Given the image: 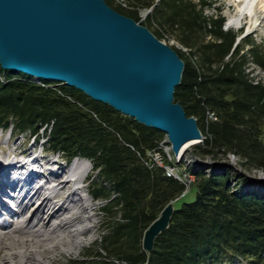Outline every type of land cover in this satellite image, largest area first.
<instances>
[{"label": "trees", "instance_id": "16d2710c", "mask_svg": "<svg viewBox=\"0 0 264 264\" xmlns=\"http://www.w3.org/2000/svg\"><path fill=\"white\" fill-rule=\"evenodd\" d=\"M105 1L158 39L167 33L187 48H174L184 66L173 98L196 119L202 133L193 153L216 165L210 174L190 170L196 197L174 205L168 227L155 237L151 252L142 248L144 230L186 189L162 167L149 168L143 162L147 151L165 138L164 132L74 86L47 79L42 85L1 65L5 81L0 78V126L38 136L44 125L52 124L50 132L45 131L48 150L61 152L68 161L77 156L93 160L109 187L94 182L92 195L116 194L104 209L112 216L120 212L101 245L124 264H223L234 259L264 264V184L261 192L233 191L228 186L231 169L226 167L228 156L234 155L244 169L264 171V74L255 78L247 70L251 60L264 73L261 46L250 35L233 46L238 32L224 30L222 16L203 11L213 0ZM143 7L149 9L144 21L139 16ZM247 42L252 46L245 52Z\"/></svg>", "mask_w": 264, "mask_h": 264}, {"label": "water", "instance_id": "95a60500", "mask_svg": "<svg viewBox=\"0 0 264 264\" xmlns=\"http://www.w3.org/2000/svg\"><path fill=\"white\" fill-rule=\"evenodd\" d=\"M247 33L237 35L233 46ZM0 65L63 81L159 129L174 154L202 137L196 119L173 98L183 60L105 0H0ZM173 211L169 201L144 230L146 253Z\"/></svg>", "mask_w": 264, "mask_h": 264}, {"label": "rangeland", "instance_id": "374dc122", "mask_svg": "<svg viewBox=\"0 0 264 264\" xmlns=\"http://www.w3.org/2000/svg\"><path fill=\"white\" fill-rule=\"evenodd\" d=\"M115 3L121 2V0H113ZM193 3H198V0H191ZM244 2L243 0H213V3L208 4L203 7V11L207 15H213V16H222L223 23L222 28L224 30L231 29L233 31H237V35L241 34L245 28L248 30V26L250 23H243L241 26H235L233 24H230L231 17L235 16L237 14V10L239 7L243 6ZM126 6V3L123 4ZM198 6V4H197ZM239 6V7H238ZM147 14V12L141 11L139 12V16L141 17V20L144 21V17ZM129 17V16H128ZM131 18V17H130ZM137 22V21H136ZM140 24L139 22H137ZM142 25V24H141ZM144 26V25H143ZM146 27V26H145ZM147 28V27H146ZM152 29H155L156 27L151 25ZM148 29V28H147ZM149 30V29H148ZM150 31V30H149ZM249 31V30H248ZM151 32V31H150ZM152 33V32H151ZM153 34V33H152ZM236 35V36H237ZM250 35L253 42L256 44H259L264 51V22L263 26H261L260 29H254L250 31L248 34ZM242 39V38H241ZM240 39V40H241ZM160 41L166 43L168 46H170L173 50L174 48L180 49L181 51L187 52V48L180 43L178 40H176L173 36L169 34H163V37L159 39ZM239 40V41H240ZM238 41V42H239ZM251 44L248 42L245 43L242 47L243 51H248L249 48H251ZM247 70L252 72L253 76L255 78H260L263 76V70L257 65L256 63L252 62L251 60L247 63ZM15 75H22L19 74L18 71H15ZM2 76L4 74L2 73ZM61 85L64 82L63 81H54L53 84ZM66 84V83H65ZM124 114V113H122ZM126 115V114H124ZM128 116V115H126ZM130 117V116H128ZM46 127V125H44ZM51 124L48 125V127ZM46 131V130H45ZM202 135V133H201ZM34 135L29 133V131L19 132L12 129V127L3 128L0 126V155L3 160L5 161H16L18 164L26 163L27 161H35L36 162V169L40 173H43L45 177H63V174L68 170V168L71 167V164L74 163L75 160L68 161L63 154L58 153L53 150H47V141H44L43 138L40 136L37 138L36 142L34 143ZM202 140V137L199 139L197 143L190 144L186 147L185 155L187 153L194 154L193 153V146L195 144L200 143ZM167 141V138L164 139V142ZM163 142V143H164ZM161 144V146L165 144ZM37 144L36 148L35 145ZM166 146V145H165ZM164 146V150L168 153L171 152L170 147ZM35 148L36 151H33ZM170 157H172V153L169 154ZM196 155V154H194ZM192 155V156H194ZM32 156L31 158H25L24 157ZM35 156V158L33 157ZM23 157V158H22ZM177 156H175L176 158ZM186 156H182L180 159L184 160ZM81 161H90V170L87 173L85 177L84 183L81 184L82 190L85 191L84 194L87 195L89 199V206H90V214L92 215V222L90 223V228H87L86 230H83L77 234V236H74L73 233H71L66 228H59L57 231H52L49 234V237L43 238V242L41 247H39V252L41 257V262L33 261L32 256L34 255L32 252L30 253H23L24 255H28L31 257V259L25 263V264H112V263H126V261L121 260L119 257L109 255L107 254V250H105L101 243L102 239L105 235L109 233V230L111 229L110 224L112 221L119 220L120 219V212H118L117 216H112L111 214L107 213L104 209V206L110 203L112 198L116 195L113 194V196L110 198H107L106 196H98L95 197L92 195L90 188L96 183L104 182L106 187H109V184L107 181L103 180L99 176V169L94 168L93 160L86 158V157H78ZM178 159V157L176 158ZM199 159H197L198 161ZM210 161L209 158H205L202 161ZM177 161V160H176ZM80 162V161H79ZM178 162V161H177ZM180 162V161H179ZM227 166L231 169V184L234 186L236 183V179L239 176L247 177L248 179L257 180L260 178L264 179V171L263 170H254L249 171L242 167V165L239 164V161L236 156L229 155L227 159ZM184 167V166H182ZM174 168L173 166L171 167ZM175 169V168H174ZM185 169V168H183ZM210 169H207L206 171H209ZM52 173V174H51ZM192 179V176H191ZM95 183V184H96ZM188 184V182H186ZM264 184V181L262 182ZM31 186H37V190H35L34 194L31 195V197L25 198L23 210H27V207L25 204L30 203L33 201L35 197L38 198V195L40 194L39 191L41 190V187L32 181L30 183ZM235 189V188H234ZM59 192V191H58ZM54 195L53 202L56 204L64 205L67 203V197H68V189L64 188L60 190V192ZM196 187L195 185H189L186 190L183 192L182 195H180L177 199L174 200L173 204L176 207H180L184 202H190L193 201L196 197ZM78 197V196H77ZM30 198V199H29ZM34 204V203H33ZM29 208V207H28ZM62 209V208H60ZM117 209V208H115ZM83 213V214H82ZM80 215H75L77 219L75 220V223H79L80 221L86 218L85 212L79 213ZM39 217H42L44 213H39ZM83 216V217H82ZM73 217V216H71ZM84 222V221H83ZM82 223V222H81ZM80 223V224H81ZM79 224V225H80ZM21 235L20 237H25L27 233L26 229H20L19 231H14V234ZM8 235V234H6ZM19 237V236H16ZM31 238V237H28ZM55 239V240H54ZM35 240H42V238H37ZM4 240L0 241V264H12L10 261L6 260L4 255L7 249L4 248ZM59 242V244H57ZM54 243V244H53ZM52 244V245H51ZM24 246L20 245L19 247ZM43 251V252H42ZM96 251L100 252L101 254L96 253ZM35 262V263H34ZM17 259L13 262V264H17ZM19 264V263H18ZM223 264H246L245 261H239L236 259L234 263L231 262H224Z\"/></svg>", "mask_w": 264, "mask_h": 264}, {"label": "bare ground", "instance_id": "6f19581e", "mask_svg": "<svg viewBox=\"0 0 264 264\" xmlns=\"http://www.w3.org/2000/svg\"><path fill=\"white\" fill-rule=\"evenodd\" d=\"M243 2V6H238L237 14L231 17L230 24L237 27L245 22L250 23L249 31L260 29L264 22V0H243ZM187 146L185 145L184 149ZM73 162L63 177L47 178L37 171L34 160L18 164L16 161L3 160L0 155V241L4 240V248L7 249L4 257L12 264L16 259L19 264H25L31 257L24 254L30 252L34 254L33 261L41 262L39 247L43 238L49 237L52 231L68 227L69 231L77 236L79 232L90 228L92 222L89 210L90 198L84 194L85 191L81 187L90 170V163L79 158H75ZM167 169L174 172V168L167 166ZM32 181L41 187L40 194L38 198L35 197L33 201L25 204L27 210L24 211L25 198L31 197L35 190L38 191L37 186L30 185ZM64 188L69 191L67 203L64 205L54 203V195L56 196L57 192ZM42 212L44 215L39 217L38 214ZM81 212H85L86 218L82 216L83 220L75 223L77 219L75 215H80ZM20 229H26L27 236L20 237L22 234H14V231ZM5 230L8 232L6 236H4ZM37 238L42 240H35ZM21 244L24 246L19 247Z\"/></svg>", "mask_w": 264, "mask_h": 264}, {"label": "built area", "instance_id": "2783aa9c", "mask_svg": "<svg viewBox=\"0 0 264 264\" xmlns=\"http://www.w3.org/2000/svg\"><path fill=\"white\" fill-rule=\"evenodd\" d=\"M153 156H154V158H155L156 160H158L159 163H161V161H159V160L161 159V156H160V153H159L158 151H154ZM165 169L167 170V173H168V174H174V172L169 171V170L167 169V166H165Z\"/></svg>", "mask_w": 264, "mask_h": 264}, {"label": "crops", "instance_id": "0c3cea01", "mask_svg": "<svg viewBox=\"0 0 264 264\" xmlns=\"http://www.w3.org/2000/svg\"><path fill=\"white\" fill-rule=\"evenodd\" d=\"M148 9H146L145 7H143V8H140L139 9V12H141V11H144V12H146Z\"/></svg>", "mask_w": 264, "mask_h": 264}]
</instances>
